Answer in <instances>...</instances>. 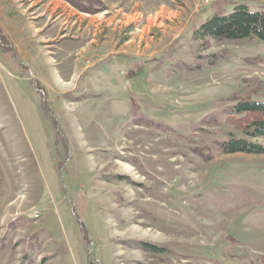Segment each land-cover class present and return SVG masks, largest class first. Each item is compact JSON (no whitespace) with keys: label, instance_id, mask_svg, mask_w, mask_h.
<instances>
[{"label":"rangeland","instance_id":"obj_1","mask_svg":"<svg viewBox=\"0 0 264 264\" xmlns=\"http://www.w3.org/2000/svg\"><path fill=\"white\" fill-rule=\"evenodd\" d=\"M81 1L0 0V264H264V41L193 39L264 0Z\"/></svg>","mask_w":264,"mask_h":264},{"label":"trees","instance_id":"obj_2","mask_svg":"<svg viewBox=\"0 0 264 264\" xmlns=\"http://www.w3.org/2000/svg\"><path fill=\"white\" fill-rule=\"evenodd\" d=\"M63 1L69 2L81 12L95 13L85 8L81 0ZM3 38L0 32V40ZM193 39L202 42L204 49H208L212 40L260 39L264 41V12L251 11L246 5H236L231 13H226V10L216 12L194 31ZM21 67L24 70L27 69L24 66ZM252 97L250 99L237 98L231 101L233 106L230 107L225 122L233 129V132L229 134L227 140L219 144V149L224 154L264 155V145L258 142L259 139H264V101H256L254 95ZM47 112L50 113L48 109ZM238 134L242 137H238ZM136 243L152 253L163 254L161 249L155 246H149L140 241Z\"/></svg>","mask_w":264,"mask_h":264},{"label":"crops","instance_id":"obj_3","mask_svg":"<svg viewBox=\"0 0 264 264\" xmlns=\"http://www.w3.org/2000/svg\"><path fill=\"white\" fill-rule=\"evenodd\" d=\"M116 63H118V60L116 61ZM104 67H102V66H99V67H94V68H92V75H93V77H94V75L96 74V73H98L101 69H103ZM91 70V69H90ZM104 70V69H103ZM88 71H89V69H87V70H85V71H83L82 72V74L81 75H83L85 72L86 73H88ZM90 79V78H89ZM119 82L120 83H122V86H123V78H121V81L119 80ZM122 88V87H121Z\"/></svg>","mask_w":264,"mask_h":264}]
</instances>
